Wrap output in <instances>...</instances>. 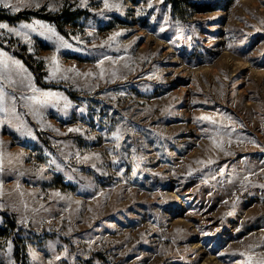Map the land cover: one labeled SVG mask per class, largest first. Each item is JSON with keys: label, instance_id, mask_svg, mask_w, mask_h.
<instances>
[{"label": "rangeland", "instance_id": "374dc122", "mask_svg": "<svg viewBox=\"0 0 264 264\" xmlns=\"http://www.w3.org/2000/svg\"><path fill=\"white\" fill-rule=\"evenodd\" d=\"M190 1L0 6V264H264V0Z\"/></svg>", "mask_w": 264, "mask_h": 264}, {"label": "trees", "instance_id": "16d2710c", "mask_svg": "<svg viewBox=\"0 0 264 264\" xmlns=\"http://www.w3.org/2000/svg\"><path fill=\"white\" fill-rule=\"evenodd\" d=\"M165 2L169 5V8L171 10V14H175V12H177L178 10H182L183 8H189L193 13L195 14H203V13H206V12H209V11H212V5L210 4H207V3H198V2H192L190 0H183V5H180V1L179 0H165ZM182 12V11H181ZM33 14V13H30V15ZM182 14V13H181ZM18 16L19 15H16L14 17H7V16H4V15H0V19L1 20H9V21H15L18 19ZM43 19L47 20V21H50L54 24H60V19L58 21V18H55V17H42ZM182 18V17H181ZM71 19V15H65L64 16V20L67 21ZM69 22V21H67ZM24 62L28 65V67L32 68L33 72H34V75H35V78H36V83L38 82V84L40 83L39 81V77L40 75L38 74L37 70L35 68H33L31 65H29V63L23 58ZM0 232H4V230H1ZM17 261L18 263L17 264H26L25 263V259L21 258L20 257H17Z\"/></svg>", "mask_w": 264, "mask_h": 264}, {"label": "snow or ice", "instance_id": "6c2138e0", "mask_svg": "<svg viewBox=\"0 0 264 264\" xmlns=\"http://www.w3.org/2000/svg\"><path fill=\"white\" fill-rule=\"evenodd\" d=\"M21 2H23V0H21ZM81 3L82 4L85 3V0H81ZM0 6H2L5 9L12 8V5L9 3V0H0ZM105 6L108 7L107 0H105ZM149 7H151V4H149ZM14 10L15 11H19L18 8H15ZM20 27L21 28H31V26L30 25H27V24H21ZM40 27H46V26L45 25H40ZM0 29H7V31H9V32H14L15 34L19 35V32H17L16 29L10 28L6 24L0 23ZM64 46L65 47H70V45H67V44H65ZM0 55H3V54L0 53ZM53 63H55V57H53ZM33 90H35V89H33ZM3 95H4V93L2 92V90H0V101H2ZM0 111H3V109L0 108ZM202 119H208V118L207 117H202ZM69 131H73V130L72 129H69ZM57 195H59V194L57 193Z\"/></svg>", "mask_w": 264, "mask_h": 264}]
</instances>
